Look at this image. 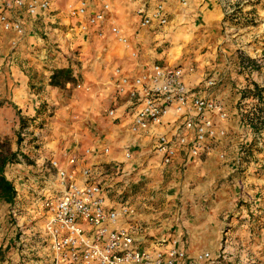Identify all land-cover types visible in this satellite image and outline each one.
Wrapping results in <instances>:
<instances>
[{
    "label": "crops",
    "instance_id": "0c3cea01",
    "mask_svg": "<svg viewBox=\"0 0 264 264\" xmlns=\"http://www.w3.org/2000/svg\"><path fill=\"white\" fill-rule=\"evenodd\" d=\"M67 1L52 0L49 9L35 16L20 13L24 19L25 35L26 30L32 32L28 37L34 44L29 48L34 53H26L24 39L21 43L23 46L18 47L12 56L10 69L14 76L12 80L8 78V82L12 85V91L20 95V101L28 104L31 98L27 95H32L28 90L29 77L22 70L26 63L40 67L37 70L39 75L43 72L44 79L46 76L44 86L47 90L51 88L48 85L50 75L58 68H70L72 77L75 80L83 78L81 84L84 85V89L77 92L78 97L62 103L56 113L58 123L65 128L67 126L69 134H58L52 146L43 148L42 152L39 150L41 153L37 152L39 156L34 163H17L6 170L9 179L13 180L10 175L15 178L16 201L25 212L23 218L26 221L33 219L36 212L34 198L42 187L54 189L55 176L45 171L47 162L54 158L64 165L67 156L74 154L78 157L75 172L79 182L84 181L82 169L88 167L94 179L100 180L107 188L127 187L125 201L115 191H108V204L120 209L125 203L133 209L132 213L120 215L119 225L129 228L141 245L154 247L162 237H176L178 246L189 258L184 264H209L207 261H193L192 257L199 252L213 253L218 250L221 219L239 203L238 210L229 214V220L237 223L233 233L240 236L241 246L245 247L242 252L254 253L250 257L254 256L257 264H264V255H260L264 254V141L262 146L255 143L254 147L258 149L253 148L246 157L240 153L242 143L249 140L244 134L243 118L238 112L239 94L236 92L237 85H242L244 94L248 95L251 91L245 74L240 70L242 62L264 53V0H235L241 18L255 21L241 22L235 26L224 24L220 0H136L129 5L115 3L113 19L130 35L133 48L138 53L134 58L129 49L111 37L101 39L81 33L76 20L66 12ZM158 1L165 5L168 22L158 25L154 21L151 26H139L135 8L141 2L152 6ZM40 28L47 30L45 34L56 35L55 46L60 52L48 49L49 56L43 55L47 46L42 48L43 39L38 37L36 31ZM48 41L46 43H50ZM38 52L41 54L38 55ZM76 55L83 63L71 61ZM41 57H45L44 60L40 61ZM153 63L192 66L193 71L186 72L183 80L188 87L197 89L198 94L206 93V88L201 86L208 76L221 79L211 92L213 97L225 104L228 118L219 122L214 114L211 117L226 130L227 135L219 137L210 151L199 156L179 154L171 164L163 165L154 146L160 133L175 128L177 122H172L171 116L164 118L161 125L147 133L134 135L130 132L132 110L128 100L115 90V69L120 67L124 73L133 74L148 69ZM70 85L71 82L66 83L67 88ZM54 102L60 104L58 100ZM32 108L36 107L32 105ZM112 108L116 109L115 115L109 116L108 111ZM72 112L77 115L70 117ZM73 116L81 120L77 128ZM68 117L70 120H67ZM104 148L109 149L107 153L103 151ZM126 148H130V158L125 156ZM12 149L17 150L14 143ZM20 149L23 152L26 150ZM188 172L190 175L185 187L188 188L189 181L194 179L195 186L203 185L200 190L204 191L195 193L196 200L192 197L188 199L191 214L184 219L183 213L182 216L178 215V209L181 211L182 208H173L182 198L173 191L179 181L172 178ZM169 177L170 192L163 203V190L160 192L159 189H162L164 178ZM218 177L226 178L221 185L216 183ZM231 188L235 189L236 198H233ZM200 238L203 241L198 242ZM170 245L171 242H168L165 247ZM10 250L16 259V249L12 246Z\"/></svg>",
    "mask_w": 264,
    "mask_h": 264
},
{
    "label": "built area",
    "instance_id": "2783aa9c",
    "mask_svg": "<svg viewBox=\"0 0 264 264\" xmlns=\"http://www.w3.org/2000/svg\"><path fill=\"white\" fill-rule=\"evenodd\" d=\"M52 0H0V25L4 30L12 31L18 37L25 33L24 19L20 13L35 16L50 7ZM136 0H68L66 11L76 20L78 30L83 34L98 38L111 37L117 43L130 50L131 57L138 53L133 48L130 35L113 19L115 3L133 4ZM225 17L235 13V0H220ZM139 26H151L168 22L165 5L162 1L148 6L141 2L134 10ZM18 40H13V46ZM264 53L242 63L240 70L250 84V90L257 86L256 93L244 94L242 85L236 86L239 115H248L243 119L244 134L247 140H254L257 146L264 141ZM193 71L192 66L170 63H153L148 69L133 74L124 73L120 67L115 69V90L124 96L132 110L130 132L140 135L161 125L164 118L171 116L176 126L173 130L160 133L154 146L155 153L163 165H169L179 155L199 156L212 149L219 137L227 135L226 130L216 122L227 120L228 111L222 100L211 95V89L221 79L208 76L201 88L205 94H198L188 87L183 78L186 72ZM77 88H84L78 83ZM209 90V91H208ZM116 109L108 111L114 116ZM104 148V152H108ZM87 153L89 150L86 151ZM243 153V152H240ZM125 156L130 158V148ZM223 157V155H220ZM78 157L67 156L64 165L51 158L45 171L54 170V189L41 188L35 196L36 212L33 219L26 221L20 216L19 205L12 207L15 216L17 258L12 253L0 254V264H184L187 253L178 246L176 237H162L154 247L137 242L134 233L119 225L121 214L133 212L123 203L120 209L108 204V191H115L123 201L126 188H107L94 179L91 168L82 169L83 182L76 178L75 165ZM22 163L23 160L21 159ZM46 179V177L44 176ZM19 214V215H18ZM18 215V216H17ZM17 216V218H16ZM229 227L223 235H229ZM226 241V240H224ZM171 242L169 247L165 244ZM222 248V247H221ZM220 248V249H221ZM220 250L217 256L209 251L197 253L193 261H207L209 264H239ZM245 264H257L248 257ZM244 264V262H242Z\"/></svg>",
    "mask_w": 264,
    "mask_h": 264
},
{
    "label": "rangeland",
    "instance_id": "374dc122",
    "mask_svg": "<svg viewBox=\"0 0 264 264\" xmlns=\"http://www.w3.org/2000/svg\"><path fill=\"white\" fill-rule=\"evenodd\" d=\"M235 7H236V4H235ZM239 12H240V9L236 7L235 13L233 16L225 17V15L223 14V10H222L224 24L235 26V24H238L241 22H248V23L255 22L251 18L243 20ZM27 31L28 30H26V35L24 33L23 36L17 38L14 32L4 30L2 27H0V136L3 138L4 137L7 138L11 146H12V143H14L17 146V148H20V147L26 148L25 145H27V143L26 144L22 143L19 146L16 143L17 133L19 131H21L22 136H27L28 138L30 136H33L34 140L30 142V145H27V155H28V159L33 161L34 163L36 157L39 156L37 155V152H40V151L42 152L43 148L52 146V141L54 138H56V136H58V134L60 135V133H66V132H68L69 134V129H67V126L65 128L62 124L58 123V118H57L58 116L56 113L61 107L62 103L65 104L66 102H69L70 100H74V97L78 95L77 92L80 90H83L84 88L76 87L78 83H82L83 78H79L78 80H75L73 78L74 81L71 82V85L68 88L66 87V84L63 87H53L49 84V81H48V85L51 86L52 91H51V88H48L47 90L45 89L46 87L44 86V83L46 82L45 80L46 76L44 79L43 72H41V74L39 75V71L37 70V68H40V67L34 66L33 63H32L33 65H30V63H26L23 65L22 70L29 77L28 90L30 91L29 94L32 93V95H27L28 98H31V101H29L30 103L25 104L23 100L20 101V98H21L20 95L15 94V92L12 91V85L9 84L8 78H10L11 80L13 79L14 75L10 69V66L13 64L12 56L13 54H16V50L18 47L23 46L21 45L23 40L25 39L24 48L26 50V53H29L30 51L29 48H32L34 46V44L31 41H29L30 38L28 37V35H31L32 32H29V31L27 32ZM36 31H38V34H37L38 37L43 39L44 46H42V48H46L45 46H47L43 54L44 56L48 57L50 54L49 53L50 50L51 52H60L59 51L60 49L55 46L57 43L55 41L56 35L52 37V35L50 34H45L44 32H46L47 30L44 28H40ZM59 34L64 35V33H62L61 31H59ZM57 36L60 37V35H57ZM16 39L18 40L17 41L18 43L16 46H13L12 42L13 40H16ZM46 41L50 43H46ZM47 44H50V46H48ZM30 52L34 53L33 50ZM40 54L41 53L38 52V55ZM79 57H80L79 55H76L74 59L71 61H73L74 63H78V64L83 63L81 59L80 60L78 59ZM27 58H24L23 60H27ZM44 58L45 57H41L40 61L44 60ZM176 65H180V64H176ZM193 90L197 92V89H193ZM46 91H49V94H46ZM212 93L213 92H211V95ZM56 100L59 101L60 103L59 105L58 103L54 102ZM32 105L36 108H32ZM67 111L68 110H66V112ZM73 114L74 113L72 112L71 114H69V116L71 117ZM74 115H77V114L75 113ZM20 117L25 118V119H30L32 117H35L36 119L34 121H32L31 119V121L27 122L26 126L21 128ZM67 120H70V118L68 117ZM72 120L75 122L74 124H75V127L77 128V126L80 125L79 124L81 121L80 118L73 116ZM29 148H30V151H29ZM36 173H38V171H36ZM49 173L52 176L55 175L54 170L50 171ZM189 175H190V172H188V174L186 175L183 174V176L180 175V177L173 176L172 178L173 180L176 179L179 181V185L173 191L177 193V196L179 198H182V200L179 201V204L176 207L173 206V208L177 209L178 206L181 207L182 208L181 211L178 209V215L180 216L183 213L184 215L183 216L181 215V216L184 217V219L187 218L191 214L188 211V203L190 202V201L188 202V199L192 197V198H195L196 200L195 193L204 191V190H200V188H203L202 187L203 185L201 187L199 185L197 187L195 186V184L193 183L194 179L192 181H189L188 188L185 187V181L188 179ZM10 178H12L13 180L15 179L11 175H10ZM169 179L171 178L170 177L164 178L162 189H159L160 192L163 190L161 192V195L163 196V203L166 202V198H165L166 194L170 192ZM225 179H226L225 177L224 178L218 177L216 179V183H218V185H221L222 183H224ZM192 192L194 193L191 195ZM231 193L233 194L232 195L233 198L234 197L236 198L235 189L231 188ZM149 194L153 195L152 193H149ZM19 207H22V206H19ZM239 207L240 205L238 203V205L234 207L233 210L229 209L228 211L229 213L225 214L224 218L221 219L222 229L217 239L218 250L213 253L211 252V253L213 254V256H217L220 250L222 249L225 251L224 255L231 257V259L235 260V262H238L239 264H243L242 262H244L245 264L247 263L246 259L248 257L250 258L251 255H254V253H251L249 251H248L249 253H247L246 251L242 252L245 247L241 246V242L239 241L240 236L237 234L235 235L233 233V228H235V225L237 223L233 221L231 222L229 220V214L235 213ZM19 211H20V216L25 215L24 210L19 209ZM15 222H16V219H15V216H13L11 212V207L7 206L5 203L0 201V254L8 253L10 248L14 245L15 232H16ZM168 222L171 223V220H168ZM172 223H174V221ZM226 227H229L230 229L229 235L227 237L223 235V231L225 230ZM199 241H203V238H200L198 242ZM198 245L199 247H202L200 246L199 243ZM260 255H264V254H260ZM252 257L254 258V260L256 259L254 256Z\"/></svg>",
    "mask_w": 264,
    "mask_h": 264
},
{
    "label": "trees",
    "instance_id": "16d2710c",
    "mask_svg": "<svg viewBox=\"0 0 264 264\" xmlns=\"http://www.w3.org/2000/svg\"><path fill=\"white\" fill-rule=\"evenodd\" d=\"M244 61V59H241ZM250 61L247 60L246 62ZM243 63V62H242ZM74 81L72 77V72L70 68H58L51 75L49 79V84L53 87H63L67 82ZM257 86L254 84V90L250 91V94L254 95L256 93ZM264 108L258 107L257 112H263ZM34 121L36 118L32 117L30 119H25L20 117L21 128L27 125V122ZM243 119L248 121V115H244ZM34 140L33 136L29 138L27 136H22L21 131L17 133L16 143L20 146L22 143H27L30 145V142ZM27 145L26 150L23 152L20 148L17 150H13L12 146L7 138H3L0 136V201L5 204H8L11 209L13 206L17 204L16 197L17 191L14 185L13 180L9 179L6 175V170L10 165L22 163L21 159L24 163L31 164L33 161L28 159L27 155ZM255 146V142L253 140H249L248 142L242 143L240 147V151L242 154L246 155L251 154V150L253 148L258 149ZM26 159V161H25Z\"/></svg>",
    "mask_w": 264,
    "mask_h": 264
}]
</instances>
